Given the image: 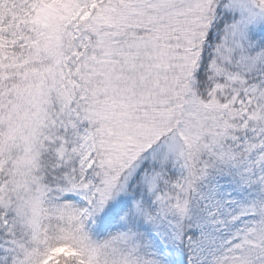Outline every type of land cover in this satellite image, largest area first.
Masks as SVG:
<instances>
[{
	"label": "snow or ice",
	"instance_id": "1",
	"mask_svg": "<svg viewBox=\"0 0 264 264\" xmlns=\"http://www.w3.org/2000/svg\"><path fill=\"white\" fill-rule=\"evenodd\" d=\"M0 264H264V0H0Z\"/></svg>",
	"mask_w": 264,
	"mask_h": 264
}]
</instances>
